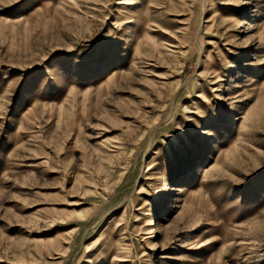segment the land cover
I'll return each mask as SVG.
<instances>
[{"label":"rangeland","instance_id":"1","mask_svg":"<svg viewBox=\"0 0 264 264\" xmlns=\"http://www.w3.org/2000/svg\"><path fill=\"white\" fill-rule=\"evenodd\" d=\"M0 264H264V0H0Z\"/></svg>","mask_w":264,"mask_h":264},{"label":"bare ground","instance_id":"2","mask_svg":"<svg viewBox=\"0 0 264 264\" xmlns=\"http://www.w3.org/2000/svg\"><path fill=\"white\" fill-rule=\"evenodd\" d=\"M251 15V14H250Z\"/></svg>","mask_w":264,"mask_h":264}]
</instances>
